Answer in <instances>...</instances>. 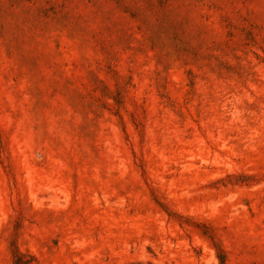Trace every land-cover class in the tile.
I'll return each instance as SVG.
<instances>
[{"label": "rangeland", "instance_id": "374dc122", "mask_svg": "<svg viewBox=\"0 0 264 264\" xmlns=\"http://www.w3.org/2000/svg\"><path fill=\"white\" fill-rule=\"evenodd\" d=\"M0 264H264V0H0Z\"/></svg>", "mask_w": 264, "mask_h": 264}]
</instances>
